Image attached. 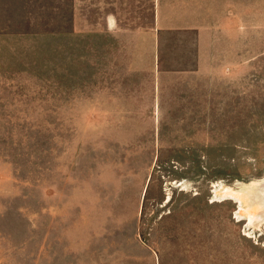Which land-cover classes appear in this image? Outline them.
Here are the masks:
<instances>
[{
    "label": "crops",
    "instance_id": "obj_1",
    "mask_svg": "<svg viewBox=\"0 0 264 264\" xmlns=\"http://www.w3.org/2000/svg\"><path fill=\"white\" fill-rule=\"evenodd\" d=\"M58 8H69L58 43L60 154L66 169L81 156L84 169L71 171L98 174L66 182L65 201L79 215L118 206L105 212L123 221L112 237L131 261L164 264L136 239V222L145 205L170 200L148 191L162 192L156 171L194 172L214 142L241 140L243 12L253 9L243 0H153L145 21L142 0H59ZM170 178L183 190V177Z\"/></svg>",
    "mask_w": 264,
    "mask_h": 264
},
{
    "label": "rangeland",
    "instance_id": "obj_2",
    "mask_svg": "<svg viewBox=\"0 0 264 264\" xmlns=\"http://www.w3.org/2000/svg\"><path fill=\"white\" fill-rule=\"evenodd\" d=\"M3 1L0 264H137L112 237L123 225L105 212L115 205H88V214L79 215L65 201L66 182L98 180V174L71 171L84 169L85 157L67 158L66 169L60 154L58 43L69 8H58L59 0H31L33 8H7ZM152 1L142 0L145 21ZM243 8L253 11L243 12L241 140L214 142L194 172L156 171L152 185L162 192L148 191L157 201L162 194L170 200L145 205L136 222V239L164 264H264V224L253 228L234 199L218 200L212 192L217 183L264 178V0H243ZM172 175L183 177L186 189L171 187Z\"/></svg>",
    "mask_w": 264,
    "mask_h": 264
},
{
    "label": "bare ground",
    "instance_id": "obj_3",
    "mask_svg": "<svg viewBox=\"0 0 264 264\" xmlns=\"http://www.w3.org/2000/svg\"><path fill=\"white\" fill-rule=\"evenodd\" d=\"M179 185L181 189H186V182L180 181ZM212 192L213 197L218 200L234 199L238 203L237 207L242 211L240 215L244 214L248 224L253 228H260L264 224V178L248 183L238 182L234 185L217 183Z\"/></svg>",
    "mask_w": 264,
    "mask_h": 264
}]
</instances>
